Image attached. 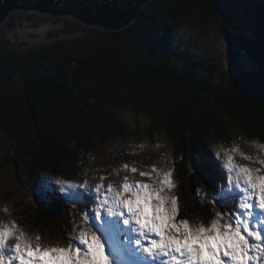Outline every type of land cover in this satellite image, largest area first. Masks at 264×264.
I'll return each mask as SVG.
<instances>
[{
	"label": "trees",
	"instance_id": "trees-1",
	"mask_svg": "<svg viewBox=\"0 0 264 264\" xmlns=\"http://www.w3.org/2000/svg\"><path fill=\"white\" fill-rule=\"evenodd\" d=\"M238 15L248 21L242 54L258 64L264 0H152L119 31L14 14L0 30V169L11 154L15 167L22 161L35 175L72 174L81 156L139 138L121 117L126 111L148 120L141 135L162 133L183 156L176 166L181 211L203 215L187 201L199 181L190 169L193 149L205 151L240 129L264 134V94L238 87L212 58L193 57L176 35L207 36L215 26L229 59L236 33L228 25Z\"/></svg>",
	"mask_w": 264,
	"mask_h": 264
},
{
	"label": "snow or ice",
	"instance_id": "snow-or-ice-1",
	"mask_svg": "<svg viewBox=\"0 0 264 264\" xmlns=\"http://www.w3.org/2000/svg\"><path fill=\"white\" fill-rule=\"evenodd\" d=\"M90 7L112 16L125 5L121 0H99ZM234 19L228 26L236 33L232 38L235 51L229 59H220L238 87L264 94V49L258 66L244 56L248 21L243 15ZM261 32L264 34V16ZM222 47L223 42L218 44ZM248 146L256 150L255 155L242 152L235 140L231 146L215 143L202 154L197 171L212 185L214 195L198 196L196 203L205 206L203 215L211 217L207 220L199 215L180 218V185L171 156L166 158V168L151 164L141 170L125 163L115 170L124 175L107 185L105 175H93L98 181L95 184L88 178L81 180V161L74 179L53 178L55 187L50 188L49 200L87 209L94 199V218L101 220L102 213L109 218L100 226L102 235L94 231L93 217L86 210L79 214L81 223L71 230L74 235L64 238L65 246L42 243L40 235L29 236L14 221L0 223V264H109L105 245L120 256L115 238L123 230L121 222L134 234L132 243L146 264H264V142L253 140ZM83 175L88 177V169ZM201 191L197 189V193ZM207 205L215 210L210 212Z\"/></svg>",
	"mask_w": 264,
	"mask_h": 264
},
{
	"label": "rangeland",
	"instance_id": "rangeland-1",
	"mask_svg": "<svg viewBox=\"0 0 264 264\" xmlns=\"http://www.w3.org/2000/svg\"><path fill=\"white\" fill-rule=\"evenodd\" d=\"M16 13H22V12L16 11V12L11 13L8 19L6 20V22H4L3 25L0 27V30L8 22L10 17H12ZM37 15L45 16L41 14H37ZM180 34L182 35V38H180L181 37ZM180 34L176 35L177 44L179 42L180 43L187 42L189 44L187 48H189V50L191 51L190 54L193 57L210 58V59L212 58L215 62H217V64L222 70L225 69L224 63L220 59V57L223 56L224 44L222 48H218V44H220L223 41H222V38L220 36V33L217 27L214 26L209 35L207 36L205 35L202 37H199V36L197 37V35L194 32H191L189 30L182 31L180 32ZM192 39H195L197 41L190 42V40ZM180 47L186 48L185 46L181 44H180ZM203 72L207 74V72L205 71ZM215 76L220 77V73L217 72ZM121 117L124 120V122L131 128V131L134 132V137L141 136V138H132V139H129L128 141H124L121 139L115 140L114 142L106 146L107 148H101L100 153L95 151L93 154V158L89 162L91 164L97 162L96 155L101 156L100 161L103 164H105L106 160H108L109 158H111L110 161L113 162L112 161L113 156L110 154V152L118 150L120 151L119 155L123 156V154L121 153V150L124 149L128 151L129 154H128L127 159H124L123 161H121V166L126 163L129 166L136 165L140 167L141 170H143L145 167L151 165L149 161H154L156 159H163L165 163L167 155H168L167 151L171 152L172 150L171 140L167 138L165 135H163L162 133H156L154 135L155 138L151 140L145 137V135H148V133L142 132V135H141V131L149 130L150 128L148 126V120L143 116H137V115L134 116L130 112L124 111L121 113ZM146 124L147 126H145ZM235 138L236 137L234 136L232 139L234 140ZM141 144L145 145L143 149L136 147L137 145H141ZM213 144H215V141L210 142L209 146L207 144L206 145L207 147H211ZM9 145L10 144L8 143V146ZM156 145H160V147H154ZM241 147L242 149L240 150L246 154H254V152H256L255 149L246 147L245 145L241 144ZM12 160H13V155L11 154L7 157L6 156L3 157L2 162L4 161L6 162L4 163V169H0V206L2 205L3 207V204H6L9 207L11 214L14 209V204L18 202L19 200H23L24 197H27V194H25L26 193L25 184H26V180L29 182V179H30V178H27L28 173L25 172V166L23 162L21 161V163H19L18 166L15 167ZM238 162H242V161H239L238 159ZM165 165L167 164L165 163ZM256 166L258 165H255V167ZM103 168H101L100 171L98 172L105 174L110 179L115 180V178L119 176V172L117 173V171H115L118 168H114V169L108 168V167L104 169ZM20 169L22 170V172H25V175L18 177ZM88 172H89V175L88 177H85V178H88L89 182L91 184H94V181H93L94 178H92L94 174L92 173H97V171H95L94 167L90 165ZM113 175L116 177H113ZM136 178L139 179V177H136ZM28 195L29 197H27L26 207L29 206L30 211L26 210V213L24 214V216L28 217L29 219L25 218L26 219L25 220L23 218L21 219V217L19 216H15L18 219H20L21 222H26V225L28 226V228L24 226V228L26 229L25 232L27 230L32 231L33 229L32 226L29 224V222L34 223L36 225H39L41 223H49V220L45 218L44 213L36 211L38 207L32 195L30 193H28ZM18 207L20 210L19 205ZM20 215L22 216L21 211H20ZM10 218L11 217H9L8 214H5L3 212L0 213V223L2 222L8 223L9 221H11ZM80 223L81 222L79 218L71 217L68 223L69 225L68 227L66 226V229H69L70 227L74 229L76 225ZM39 226L41 227L40 230L42 233H40L39 231H34V232H39L42 235V243H45L48 245H59V246L66 245V240L64 239L66 232L63 233L64 236L59 235V237H57V236H54V233L47 232L45 227L41 225ZM71 235H74V234H71ZM29 236L33 237V233L30 234Z\"/></svg>",
	"mask_w": 264,
	"mask_h": 264
},
{
	"label": "water",
	"instance_id": "water-1",
	"mask_svg": "<svg viewBox=\"0 0 264 264\" xmlns=\"http://www.w3.org/2000/svg\"><path fill=\"white\" fill-rule=\"evenodd\" d=\"M152 0H121L125 5L109 16L90 5L99 0H0V27L13 12L36 13L51 18H69L89 27L119 31L134 22L141 9Z\"/></svg>",
	"mask_w": 264,
	"mask_h": 264
},
{
	"label": "bare ground",
	"instance_id": "bare-ground-1",
	"mask_svg": "<svg viewBox=\"0 0 264 264\" xmlns=\"http://www.w3.org/2000/svg\"><path fill=\"white\" fill-rule=\"evenodd\" d=\"M26 14H33V13H26ZM22 18V17H21ZM162 161V159H156V161H155V164H156V162H161ZM150 162V161H149ZM154 164V163H153ZM156 166H158L157 164H156ZM162 166V163H161V165H160V167ZM194 167V166H193ZM190 169L191 170H193V171H196L195 169H193V168H191L190 167ZM198 180L199 181H202V182H204V184L206 185V187L208 188V190H210V191H212L213 192V187H212V185L210 184V183H206L205 182V180L204 179H202L201 177H198ZM50 195H51V193H50ZM49 195V196H50ZM187 201H190V207H192V208H194V203L191 201V199L190 198H188L187 199ZM58 207H60V208H62V209H65L66 208V206H67V204H64V203H62V202H54ZM91 204H93V200H92V202H91ZM198 214V209H197V212H195V215H197ZM203 214V213H202ZM199 216H201V215H199ZM180 218H185V217H183L182 216V214H181V217ZM187 218V217H186ZM211 218V217H210ZM103 225V224H102ZM120 227H121V224H120ZM123 229V228H122ZM119 236V237H118ZM125 237H127V232H126V230L125 229H123V233L122 234H118L117 233V235H116V238H115V243H119L120 242V239L121 240H124V238ZM119 245V244H118ZM127 247H126V246ZM121 250L122 251H125L127 254H133L134 253V248L131 246V244H129V242L127 241V242H125L124 244H123V246H122V248H121Z\"/></svg>",
	"mask_w": 264,
	"mask_h": 264
},
{
	"label": "clouds",
	"instance_id": "clouds-1",
	"mask_svg": "<svg viewBox=\"0 0 264 264\" xmlns=\"http://www.w3.org/2000/svg\"><path fill=\"white\" fill-rule=\"evenodd\" d=\"M103 147H106V146H103ZM126 158H128V156H127V155H125V159H126Z\"/></svg>",
	"mask_w": 264,
	"mask_h": 264
}]
</instances>
